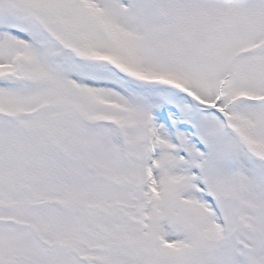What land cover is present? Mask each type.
I'll return each instance as SVG.
<instances>
[{
    "label": "snow or ice",
    "instance_id": "1",
    "mask_svg": "<svg viewBox=\"0 0 264 264\" xmlns=\"http://www.w3.org/2000/svg\"><path fill=\"white\" fill-rule=\"evenodd\" d=\"M0 264H264V0H0Z\"/></svg>",
    "mask_w": 264,
    "mask_h": 264
}]
</instances>
